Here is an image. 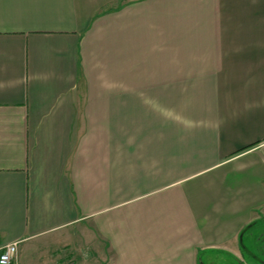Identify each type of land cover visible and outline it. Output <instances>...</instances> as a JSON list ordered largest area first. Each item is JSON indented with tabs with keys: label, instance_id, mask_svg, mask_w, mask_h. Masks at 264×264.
Listing matches in <instances>:
<instances>
[{
	"label": "crops",
	"instance_id": "1",
	"mask_svg": "<svg viewBox=\"0 0 264 264\" xmlns=\"http://www.w3.org/2000/svg\"><path fill=\"white\" fill-rule=\"evenodd\" d=\"M261 218L264 0H0L12 264L259 262Z\"/></svg>",
	"mask_w": 264,
	"mask_h": 264
},
{
	"label": "rangeland",
	"instance_id": "2",
	"mask_svg": "<svg viewBox=\"0 0 264 264\" xmlns=\"http://www.w3.org/2000/svg\"><path fill=\"white\" fill-rule=\"evenodd\" d=\"M254 223L255 225L247 227L241 232L240 238H242V235L244 236L243 244L246 245L247 249L252 251L255 256L259 257L262 262H256L252 259V256L245 251L242 262L239 260L234 262V259L227 255L228 260L226 262L221 260V258H215L214 261H217L215 264H264V218H261ZM251 234H253L252 237Z\"/></svg>",
	"mask_w": 264,
	"mask_h": 264
},
{
	"label": "built area",
	"instance_id": "3",
	"mask_svg": "<svg viewBox=\"0 0 264 264\" xmlns=\"http://www.w3.org/2000/svg\"><path fill=\"white\" fill-rule=\"evenodd\" d=\"M17 256V243L3 246L0 252V264H12Z\"/></svg>",
	"mask_w": 264,
	"mask_h": 264
},
{
	"label": "trees",
	"instance_id": "4",
	"mask_svg": "<svg viewBox=\"0 0 264 264\" xmlns=\"http://www.w3.org/2000/svg\"><path fill=\"white\" fill-rule=\"evenodd\" d=\"M252 225H255V223L251 224V225H250V226H248V227H252Z\"/></svg>",
	"mask_w": 264,
	"mask_h": 264
},
{
	"label": "flooded vegetation",
	"instance_id": "5",
	"mask_svg": "<svg viewBox=\"0 0 264 264\" xmlns=\"http://www.w3.org/2000/svg\"><path fill=\"white\" fill-rule=\"evenodd\" d=\"M259 262H262V260H260Z\"/></svg>",
	"mask_w": 264,
	"mask_h": 264
}]
</instances>
